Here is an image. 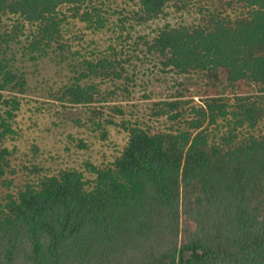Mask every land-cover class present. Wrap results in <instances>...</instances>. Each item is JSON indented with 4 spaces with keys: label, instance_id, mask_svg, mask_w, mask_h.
I'll return each mask as SVG.
<instances>
[{
    "label": "trees",
    "instance_id": "obj_1",
    "mask_svg": "<svg viewBox=\"0 0 264 264\" xmlns=\"http://www.w3.org/2000/svg\"><path fill=\"white\" fill-rule=\"evenodd\" d=\"M172 3L198 7L201 19L137 34L167 17ZM73 21L109 34L104 49L82 32L71 41ZM16 44L33 60L52 48L79 60V76L57 98L67 107L101 103L100 83L88 81L129 85L137 72L127 65L149 55L166 73H225L257 91L197 103L182 80L155 103L153 115L168 121L164 129L107 120L129 141L111 164H87L94 178L66 169L0 198V264H264V0H0L5 189L17 170L3 144L19 135L15 121L28 85L10 56ZM112 110L125 116L122 107ZM40 171L35 166L32 174Z\"/></svg>",
    "mask_w": 264,
    "mask_h": 264
},
{
    "label": "rangeland",
    "instance_id": "obj_2",
    "mask_svg": "<svg viewBox=\"0 0 264 264\" xmlns=\"http://www.w3.org/2000/svg\"><path fill=\"white\" fill-rule=\"evenodd\" d=\"M199 1L188 0L191 5L199 4ZM167 11V17L137 27V34L151 35L165 24H192L202 17L198 13V7L191 11L179 10L172 3ZM71 28V41L82 32L88 42H98L96 45L99 49H104L110 38L109 34L96 33L79 21H73ZM23 44L27 42L24 41ZM10 56L19 70L25 72L28 85L26 93L22 95L23 103L15 121L19 135L3 144V148L12 152L10 160L17 174L9 175L8 178L15 180V184L13 188L5 189L0 182V198L5 194L17 193V186L24 187L29 181L39 182L46 175L58 174L66 169L83 171L87 178H94L87 164H111L120 156L129 141L128 132L120 126L107 124V120L114 117L118 124L124 119L135 123L139 120L145 126L164 129L168 121L153 115L154 106L156 102L169 98L177 81H188L190 99L197 103L206 96L231 98L237 93L257 91L255 83L233 82L225 73L215 76L166 73L162 70L164 67L160 58L149 55L144 60L138 59L137 66L127 65L131 75L137 72L134 81L129 85L111 79H90L88 83H100L102 94L106 98L101 103L67 107L57 98L60 90L73 82L75 76H79L81 64L77 58L71 56L70 59H63L56 48H52L47 57L33 60L32 54L23 50L19 44L14 45ZM115 106L124 109V117L115 114L112 110ZM100 124L105 129H99ZM105 132L107 135L104 137ZM35 166L41 171L33 175Z\"/></svg>",
    "mask_w": 264,
    "mask_h": 264
}]
</instances>
